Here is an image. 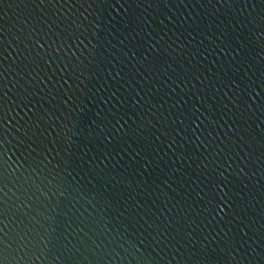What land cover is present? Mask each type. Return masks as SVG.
I'll list each match as a JSON object with an SVG mask.
<instances>
[{"label":"water","instance_id":"1","mask_svg":"<svg viewBox=\"0 0 264 264\" xmlns=\"http://www.w3.org/2000/svg\"><path fill=\"white\" fill-rule=\"evenodd\" d=\"M0 264H264V0H0Z\"/></svg>","mask_w":264,"mask_h":264}]
</instances>
